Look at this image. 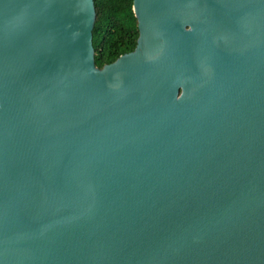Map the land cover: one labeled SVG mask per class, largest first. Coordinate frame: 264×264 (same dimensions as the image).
Returning <instances> with one entry per match:
<instances>
[{
	"label": "water",
	"instance_id": "1",
	"mask_svg": "<svg viewBox=\"0 0 264 264\" xmlns=\"http://www.w3.org/2000/svg\"><path fill=\"white\" fill-rule=\"evenodd\" d=\"M132 11L0 0V264H264V0Z\"/></svg>",
	"mask_w": 264,
	"mask_h": 264
},
{
	"label": "trees",
	"instance_id": "2",
	"mask_svg": "<svg viewBox=\"0 0 264 264\" xmlns=\"http://www.w3.org/2000/svg\"><path fill=\"white\" fill-rule=\"evenodd\" d=\"M134 0H93L92 29L94 63L102 69L119 55L132 51L139 35L133 14Z\"/></svg>",
	"mask_w": 264,
	"mask_h": 264
}]
</instances>
